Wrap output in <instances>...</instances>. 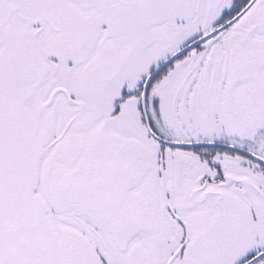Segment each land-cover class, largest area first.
<instances>
[{
    "label": "snow or ice",
    "instance_id": "obj_1",
    "mask_svg": "<svg viewBox=\"0 0 264 264\" xmlns=\"http://www.w3.org/2000/svg\"><path fill=\"white\" fill-rule=\"evenodd\" d=\"M0 264H264V0H0Z\"/></svg>",
    "mask_w": 264,
    "mask_h": 264
}]
</instances>
